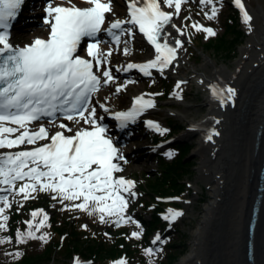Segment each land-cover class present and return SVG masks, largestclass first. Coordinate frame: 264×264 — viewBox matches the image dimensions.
Returning a JSON list of instances; mask_svg holds the SVG:
<instances>
[{"label": "snow or ice", "instance_id": "1", "mask_svg": "<svg viewBox=\"0 0 264 264\" xmlns=\"http://www.w3.org/2000/svg\"><path fill=\"white\" fill-rule=\"evenodd\" d=\"M185 2L126 0L127 18H107L108 26L104 27L105 14L112 12V0H48L44 20L48 25V37L35 38L31 44L19 47L10 43L9 29L24 0H0V149L9 150L0 154V191H13L18 181H24L17 191L25 200L37 191L52 193L51 199L61 204L82 201L73 203L71 208L89 215L98 213L101 223H107V218L113 217L117 226L131 222L132 218L126 217L125 213L130 199L137 195L132 191L135 182L115 175L123 171L120 161H127L116 138L109 135L108 126L102 122L104 114L111 113L118 122L117 127L123 130L155 108L154 95L159 94L142 93L133 97L130 108L123 111L111 112L99 100L93 104L92 98L101 87L115 85L114 94L117 95L127 88L126 83H117L109 66L113 49L105 52L100 45L112 43L116 50L127 56L129 40H122V37L134 39L138 27L139 33L154 46V58L144 63L119 66L116 71L138 69L144 76H151V70L155 69L163 75L166 69L174 66L178 50L183 47V42L167 32L166 26L180 13ZM217 2L199 0L200 5L210 6V13H204L208 20L217 17ZM232 3L240 10L243 23L251 31L253 17L243 0H232ZM162 4L174 11L163 10ZM191 26L207 36L216 34L211 27L198 23ZM102 32L110 40L100 39ZM177 32L184 35L182 29ZM169 37H172L171 43ZM185 83H176V98L182 99L181 85ZM207 87L211 97L221 106L234 105L236 90L233 87L218 83H210ZM97 108L103 114L98 115ZM146 124L161 133L168 131L158 122L148 120ZM215 135L219 132L212 130L206 139L211 141ZM166 155L171 158L174 153ZM0 205L3 221L0 230H6L8 216L3 213L5 208L11 207L7 196H0ZM40 215L43 219L36 222ZM181 215V211L169 209L163 218L174 221ZM31 216L33 219L25 222L27 232H17V242L39 239L46 243L48 234L37 236L36 233L47 226L48 214L41 209L33 211ZM140 235V232L132 233L137 239ZM160 240L157 235L152 243ZM7 242H11L10 239H0V243ZM154 251L150 247L145 254L151 256ZM20 254L16 253L17 256ZM75 264H81L78 258ZM118 264L126 262L121 260Z\"/></svg>", "mask_w": 264, "mask_h": 264}, {"label": "rangeland", "instance_id": "2", "mask_svg": "<svg viewBox=\"0 0 264 264\" xmlns=\"http://www.w3.org/2000/svg\"><path fill=\"white\" fill-rule=\"evenodd\" d=\"M115 2L117 3V0H112V17H123L126 12V0H120L119 4L117 3V6ZM221 3L223 4V7H221ZM216 7L218 9L217 17L213 20H208L204 13H210V6L201 7L198 0H187L183 13L175 20L174 25L179 29H182L189 39L186 40L183 47L180 48L182 51L180 60L170 68L169 71L164 72L163 75L156 72L154 78L146 81H139L135 75L116 77L117 83L128 84V82L132 81L133 85L137 88V90L134 91L127 85V88L122 90V93L117 97L119 100L118 108L123 110L130 107L131 99L135 94H159L161 99L164 100L162 103L163 105L159 111L152 114V117L161 120L166 129H168L165 135H155L147 132L143 127L139 130H134L129 134V137L134 138L136 141L135 143H137L133 147H144V149L136 150L133 154L125 156L127 162H122L123 171L117 173V176H123L124 178L135 182V187L132 191L137 195L130 199V203L125 213L126 217L130 216L132 218L131 222L117 226L113 223V220L115 219L113 217L107 218V223H101L98 213L89 215L85 211L73 210L71 208L73 203H80L82 201H65L64 204H61L57 200L51 199L52 193L46 195L44 192H34L31 193V196L27 200H25L23 194H18L17 191L24 181H18L15 189L8 192L10 195L8 202L11 204V207L5 208V212L3 213V215L8 216V220L6 222V230H0V239H10L11 242L0 243V264H11L20 261L24 255L34 256L44 254L47 248L53 245L52 243L55 240L50 222L56 221V223H58L62 218L72 215L74 211V215L80 219L81 227L85 225L87 226L85 228L95 227L93 220L96 218L97 229L108 239H112L117 233L127 230L128 245L131 250L135 251V254L129 258L125 256L119 257L120 261L124 260L126 264H182L183 259L192 253L194 250L193 245L196 242L195 235L205 220L206 211L216 202V195L214 194V190L217 187L215 184L216 182L211 178H209V180H202L199 171L203 158L197 155L196 151L201 148V133H195L190 139H181L179 144H173V146L164 150H156L154 144L159 143L160 140H165L163 137L166 139L178 137V139H180L182 136L189 133L192 120L200 121L210 112L206 99L208 92L204 89H200L192 80L181 85V96L187 98V105L190 107V110L187 112L190 119L184 120L178 116L175 117L171 115L170 113L173 112V109L185 111L186 106V104H181L178 101L180 98H176L174 95V93L178 91L175 88L176 83L178 81H184L186 78L191 79L192 77H195V72L206 73L209 75L214 72V67H226L229 71L234 72L240 61L242 50L248 45L247 42L250 39L249 30L242 21L240 10H237L236 7L233 6L232 0H218ZM234 17L237 18L235 25L238 27V32H230L227 34L228 25L232 24ZM35 23H37L36 25L39 24L38 22ZM35 23L32 26H34ZM193 23L214 28L216 30V35L210 37L203 31L197 32L191 26ZM32 26L26 28L21 33L15 34L14 40L20 44L29 42L33 37V35H28L30 30L33 29ZM186 26H189L190 28L187 29ZM45 29V31H47V28ZM240 31L243 32L241 38L239 35ZM191 36L195 38V44L197 43V47L193 46L192 41H190ZM222 36L228 41H233L234 39H238V41L233 48L220 53L214 49L208 50L202 46L207 44L210 40ZM127 40L132 44V49L130 50L129 55L125 56L121 51L113 49V55L110 57V61L114 68L122 66V64L129 61H145L152 57L150 49L147 48L139 38H128ZM208 61L214 66H209L206 69L205 67L208 64ZM109 86L115 88V85L110 84ZM97 110H99V108H97ZM100 114L102 113L98 112V115ZM181 141L186 143L185 145H189L191 148L188 156L189 163H187V167L190 169V174H186L185 176V180L183 181L184 190L180 193V197L177 199L175 198L173 203H170L167 206L163 205L162 207H159L158 202L162 195L151 194L150 184L158 175L159 160H162L163 158L169 162H173L181 156L182 152L176 149V147H179L181 144ZM7 150L8 149H0V154L6 153ZM168 152H173L174 155L169 158V156L166 155ZM150 153L154 154L152 155ZM210 183L214 185H211ZM138 185H140L141 188H144L146 192L142 193V191L139 190ZM32 197H39L42 201L34 202V198ZM28 202L36 204V208L32 211H29V208L25 209ZM145 204L148 206V209L147 211H142V205L145 206ZM53 205H55V207H53ZM65 205H68V207H65ZM15 209H18V212H20V215L23 217V225H18V229L14 236H11L9 234L10 230L8 226L11 214ZM41 209L48 214L49 219L47 221V226L41 228L36 235L39 236L43 233H47L49 236L47 242L45 243L39 239H30L25 243L17 242V232H27L28 225L25 222L33 219L31 216L33 211ZM169 209L181 211L183 215L176 218L175 225L169 224L167 228H163L161 231L152 234L148 244L141 245L140 243L145 234L141 217L144 216L150 220L151 214L158 215L159 212H161V214H163L162 217H164L168 214ZM42 219V215L37 216L36 222H39ZM0 222H3L2 219H0ZM133 232H140V238L137 239L133 237ZM157 235L161 237V240L159 243L153 244L152 242ZM150 247L155 251L153 255L148 256L145 254V250ZM63 249L64 248H62V250ZM16 253L21 254L17 256ZM66 253L67 251H56L53 254L55 260L43 264H75L77 258L80 260L81 264H103L100 261L99 263L94 262L93 258L85 257L78 252L73 253L71 257H66ZM110 264H118V262L114 261Z\"/></svg>", "mask_w": 264, "mask_h": 264}, {"label": "bare ground", "instance_id": "3", "mask_svg": "<svg viewBox=\"0 0 264 264\" xmlns=\"http://www.w3.org/2000/svg\"><path fill=\"white\" fill-rule=\"evenodd\" d=\"M119 2L120 0H117L118 4ZM243 2L253 17L252 30L249 31L248 45L242 50L235 71L231 72L226 67H214V72L210 73L211 75L195 72V77L184 80L186 82L193 80L200 89L208 92L206 99L210 108L209 114L200 121L192 120L190 124L192 130L196 129L201 133V148L196 151V154L203 158L199 169L201 178L202 180L211 178L215 181L217 187L214 194H220V197L218 202L213 203L206 211L205 220L195 235L194 250L183 259L182 264H197L198 261H201L202 256L197 240L203 235L205 227L210 224L207 219L209 212L211 215L215 214L213 206H219L218 203H221V194L227 195L228 193V197L231 195V199H229L233 206L231 212L235 211L237 218L242 219L239 226L242 232L249 223L252 211L257 209L261 197L260 191L263 188L264 176V0H243ZM36 24L32 26L33 29L28 35L34 36L37 31L46 32L43 24ZM177 29L179 28L171 26L167 32H171L176 39L181 40L184 44L188 37L185 33L179 35ZM169 42H172V37H169ZM128 47L131 50L132 44L129 43ZM209 66L214 65L208 61L205 68L207 69ZM113 74L117 77L120 73L114 68ZM210 83L233 87L236 90L234 105L230 103L227 106H221L218 100L213 99L207 87ZM127 85L134 91L137 90L132 81ZM121 93L122 91L118 95ZM118 95L114 94V88L111 86H104L96 96L94 104L99 100L106 104L111 112L119 111ZM105 97L109 99L105 100ZM178 101L181 104H186L185 111L173 109L170 114L184 120L190 119L187 113L190 110L187 98L182 96V99ZM100 112H102L101 109ZM208 130L218 131L219 135L213 136V139L209 141L206 139ZM194 134L195 132L190 131L182 136V139H190ZM131 149L136 152L144 147L138 149L131 147ZM207 222L208 224H206ZM243 238L245 240V236L241 239Z\"/></svg>", "mask_w": 264, "mask_h": 264}, {"label": "trees", "instance_id": "4", "mask_svg": "<svg viewBox=\"0 0 264 264\" xmlns=\"http://www.w3.org/2000/svg\"><path fill=\"white\" fill-rule=\"evenodd\" d=\"M237 18H233L232 24L228 25L227 34L230 32H238L235 21ZM240 38L243 36V32L240 31ZM238 39L228 41L225 37H220L214 40H210L207 44L202 45L208 50L214 49L218 53L233 48ZM182 150L181 156L175 159L173 162H168L165 159L159 160V172L153 182L150 184L153 195H179L184 190L183 181L186 174H190V169L187 167L188 156L190 154L189 145H180ZM162 203H159V207H162ZM36 204L29 203V209H34ZM75 212V211H74ZM74 212L70 216H66L56 223L51 221V229L54 233L55 240L53 245L47 248L42 255H24L20 261L13 262L11 264H43L45 262H53L55 259L53 254L56 251H67L66 257H71L73 253L78 252L85 257L93 258L94 262L103 264H110L116 258L126 255L132 257L135 254L134 250H131L128 245L126 234L119 233L112 239L104 237L100 230L96 227V218L93 220L95 227L85 228L81 227L80 219L74 215ZM23 217L20 212L15 210L13 212L10 223V235L14 236L18 229V225H23ZM145 235L140 243L146 245L149 242V238L157 230L166 226V223L158 215H153L152 220H144ZM100 232V233H99ZM62 248H64L62 250ZM3 264V263H2ZM167 264V263H164Z\"/></svg>", "mask_w": 264, "mask_h": 264}, {"label": "water", "instance_id": "5", "mask_svg": "<svg viewBox=\"0 0 264 264\" xmlns=\"http://www.w3.org/2000/svg\"><path fill=\"white\" fill-rule=\"evenodd\" d=\"M260 195L257 209L252 211L242 232L239 229L242 219L237 218L235 211L231 212V195L221 194V203L213 206L215 214L209 212L210 224L197 240L202 256L197 264H264V176ZM219 197L220 194L216 195V202ZM243 236L245 240L241 239Z\"/></svg>", "mask_w": 264, "mask_h": 264}]
</instances>
